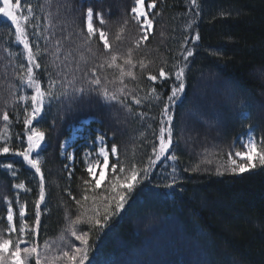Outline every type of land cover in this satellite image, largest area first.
I'll use <instances>...</instances> for the list:
<instances>
[{
	"label": "trees",
	"instance_id": "16d2710c",
	"mask_svg": "<svg viewBox=\"0 0 264 264\" xmlns=\"http://www.w3.org/2000/svg\"><path fill=\"white\" fill-rule=\"evenodd\" d=\"M77 1L63 0L64 5L54 8L55 15L66 13L56 23L54 36L45 35L48 13L38 6L35 11L39 34L36 41L34 33L30 46L40 66L33 68V76L42 91L51 88L57 96L68 92L46 100L32 124L45 133L43 146L32 157L40 159L44 178L39 224L35 202L40 198L41 174L16 155L28 146L24 119L26 110L31 112L34 90L21 77L25 79L30 65L13 28L0 19V132L5 128L3 115L9 116L8 140H0V147L7 143L10 148L9 153L0 152V163L15 167L13 180L0 171V187L7 178L24 185L21 197L27 205L30 230L20 247L36 246L41 264H68L62 253L81 247L70 234L72 226L78 233H88L90 251L85 264H111L117 255L114 246L123 242H128L130 252L118 264H145V259L148 264H264V166L258 162L243 173L225 170L233 166L228 155L246 129L252 130L258 150L264 148V0H197V6L192 0H146L156 5L153 29L146 40H139L142 35L134 22H114L116 29L108 28L109 61L115 54V64L125 71L130 68L135 79L121 76L118 67H109L100 55V43L87 39L85 24L75 11ZM119 2L123 10L127 0ZM184 49L192 51L186 61ZM127 59L132 65L125 64ZM185 64V90L170 106L172 145L167 156L148 167L149 159L155 158L153 147H158L164 103L178 86L173 66ZM161 68L169 73L167 77H160ZM150 75L157 80H150ZM94 79L118 99L105 100L94 90L98 88L91 83ZM73 88L87 91L74 93ZM153 88L159 100L150 95ZM136 99L141 102L136 104ZM89 116L93 117L89 128L98 127L105 134L109 151L117 147L99 188L86 170L82 149L74 152L71 164L60 153L70 127ZM191 123L194 126L189 130ZM180 129L185 146L193 134L212 135L191 154L180 144ZM171 155L176 159L168 160ZM111 164L117 165L116 175L121 178L135 165L140 183L128 194L124 209L110 216L101 230L88 219L102 220L106 209L115 211ZM121 165L124 174L119 173ZM144 168H148L146 175ZM218 169L223 175L217 174ZM173 181V187H166ZM120 191L127 193V189ZM143 208L158 214L133 221ZM4 212L0 200L1 235ZM77 217L81 222L72 225ZM165 238L173 239L171 245L161 244ZM35 261L33 255L29 264Z\"/></svg>",
	"mask_w": 264,
	"mask_h": 264
},
{
	"label": "snow or ice",
	"instance_id": "6c2138e0",
	"mask_svg": "<svg viewBox=\"0 0 264 264\" xmlns=\"http://www.w3.org/2000/svg\"><path fill=\"white\" fill-rule=\"evenodd\" d=\"M20 5V0H16L15 4H12L10 0H3V6L0 7V13H3L4 16L8 17L12 23L16 26L15 31L17 35V40L19 43L23 44L24 50L27 52V58L30 62L34 63V56L32 53L31 48L29 47L28 37L25 32L24 27L19 23V20L16 15H14V9H18ZM192 5L197 6V0H192ZM155 3H149L147 5L148 9H154ZM131 12L135 14L134 19L137 21L140 20L141 17H143V21L141 24V30L146 29L150 32L153 29V19L149 18L148 14L145 12L144 9V0H135V6L131 8ZM158 15V13H157ZM97 17H100L99 13H96ZM87 18H88V24H87V33H88V40H91L92 34L94 31L99 32V38L101 41H103V46L105 49L109 48V43L107 40L106 33L100 29H95L93 26V9L89 7L87 9ZM24 20H28V16L23 17ZM100 23L103 24L104 21L102 17L100 18ZM148 37L147 35L143 36L142 39L146 40ZM194 39H199V37H194ZM185 40H187V37H185ZM185 56L184 60L186 61L188 57L192 56V51L188 49H184ZM117 60V56L115 54L111 55L110 61H108L109 67H118L121 71V76L127 75L129 77H132L135 79V74L131 71L129 68L127 71L124 70L122 65L115 64V61ZM125 64L132 65L131 59L125 60ZM39 64H36V67H39ZM141 68H144L145 65L141 63ZM175 68L174 76L176 81L178 82V86L173 87L171 90V94L167 97V102L164 103L163 110L161 112V115L164 117L160 121V127H159V135L157 136V139L159 140L158 147H153V153L156 156V159H160V157L164 156L165 153L168 152L170 146L172 145L173 140V116L170 114V106L179 99V94L184 92L185 90V83H184V76H185V67L187 65L185 64L183 67L179 66H173ZM160 77H167L169 75L168 72L165 71L164 68H161L159 70ZM149 79L152 81H156L157 77L155 75H150ZM21 80L24 81V77H21ZM27 84L30 88L34 89V93L31 95V112L29 113L26 110V115L24 119V126H25V135L27 136V142L28 146L21 152H17L16 155L22 156L24 161L27 162L28 165L31 166V168L35 169V172L37 174H41V161L39 158H32L33 153L36 149H39L41 147V142L45 139V133L44 131H41L39 128L32 126L33 121L36 119V117L40 116L42 108L44 106V103L46 100H48L50 97H54L55 99H59L60 96H67L68 92L65 90L57 96L55 93L52 92L51 88H49L47 91H42L39 83L35 80L33 76V69L31 66L27 68ZM51 83H55V81H52ZM94 85H97L98 88L94 89L99 92L100 95L104 97L105 100H117L118 97L114 92H109L106 87L101 86V81L99 79H94L91 82ZM121 83H123V80H121ZM74 93H79L81 91H87V89H79V88H73L72 90ZM118 91L123 92V89H118ZM150 95L156 99L159 100L160 97L156 93V89L153 88L150 90ZM21 100L27 99V97H20ZM141 101L139 99L135 100L136 104H139ZM121 104L124 105V107L131 111L130 108H128V105L124 101H120ZM9 120V116L7 113L3 115V121L5 122V128L3 132H0V140L7 141V122ZM97 141L100 145L104 144V137L98 136ZM242 146L247 149V151H237L236 156L246 159L248 161L247 165L244 163L237 164L235 160L231 159V156H229V160L231 162L232 167L225 169L227 171H231L233 173H243L245 171H248L249 169L255 168L256 164L253 163L254 158H258L259 164L261 166H264V148H261L259 151L257 150V145L253 138L249 136L247 142H242ZM64 148V145L61 146ZM10 148L5 143V146L0 147V152L2 153H9ZM111 154L116 155L117 154V147L113 145L111 147ZM98 157L103 158L102 165L99 163V161L96 162L95 167L92 166L91 163H88V157L90 156V153L87 151L84 153L85 161L88 163L87 171L90 177L94 179L95 181V187L99 188L102 184V182L106 178V169L109 167V152L105 147H100L96 153ZM38 156V154H37ZM72 155H68V159H72ZM168 159L175 160L176 156L171 155L167 157ZM156 163L155 160L149 159V166L151 167ZM7 169L11 170L12 165L8 164L5 165ZM114 182L111 184V190L113 192H116V196L113 198L115 200V211H108L106 209V214L103 216L102 220L99 218H89L88 223L93 224L98 229H103L107 226L110 216L119 214L121 210L124 209L125 205L128 202L129 196L128 194L134 192L137 185L140 183V173L136 170L135 165H132L131 171L124 175L123 178L121 176L116 175L117 171V165L111 164L110 165ZM97 170H99V176L97 177ZM145 175L148 172V168H144L142 170ZM126 172V169L121 165L119 167V173L124 174ZM15 173L13 172V175ZM217 174L223 175V172L219 169L217 170ZM85 184H90V181H85ZM175 184V181H173L172 184L166 185V187H173ZM40 199H38L36 203V223L39 224L40 222V204L41 201L44 199V178L41 174V180H40ZM15 187L23 188V184L15 185ZM127 189V193L120 191L117 192V189ZM87 199V197H85ZM19 216L21 219V222H23V219L25 217V207L24 205H19ZM7 219L9 222V225H12L13 222V207L11 204H9L7 209ZM80 217H77L75 221L72 222V225L80 223ZM15 230V229H11ZM25 226L23 223H21V226L19 228V231L21 234L24 233ZM70 234L75 237L76 240L80 242L81 247H73L71 251H64L62 253V256L64 259L68 261V264H85L86 261L89 260V251H90V245L88 241V233H78L74 227L70 226L69 228ZM14 247V250H10V248ZM35 255L36 261L35 264H41V255L38 251V248L36 246L33 247H20V242H16L13 245V242L10 239H3L0 241V264H9V261H11V264H29L30 258Z\"/></svg>",
	"mask_w": 264,
	"mask_h": 264
},
{
	"label": "rangeland",
	"instance_id": "374dc122",
	"mask_svg": "<svg viewBox=\"0 0 264 264\" xmlns=\"http://www.w3.org/2000/svg\"><path fill=\"white\" fill-rule=\"evenodd\" d=\"M114 3H116V4H114ZM121 4H122V2H119L118 3V0H106V2H104L103 3V5L106 7V10L108 11V10H112L111 12H114V15H113V19L111 20V23H114V22H121L122 21V19H124L125 17H123V13H122V8L123 7H121ZM147 5L148 4H145V2H144V9H145V12L149 15V13H150V11H151V9H148V7H147ZM3 6V3L1 2V6L0 7H2ZM134 6H135V3H134ZM100 14V17H97L96 15H94V13H93V21L96 19L98 22H100V18L102 17V14L101 13H99ZM134 14V13H133ZM0 15H3V13H0ZM4 16V15H3ZM134 16H135V14H134ZM6 17V16H5ZM142 21H143V17H141L140 18V20H139V22H140V25L142 24ZM87 24H88V18H87V11H86V15H85V32L87 33ZM94 26V25H93ZM112 26H114V25H111V27ZM95 28V27H94ZM101 30V29H100ZM143 31V33H148L149 31L146 29V27L144 28V30H142ZM92 35H97L98 36V39H99V41L101 42V44L103 45V41H101L100 40V38H99V32L98 31H94V33L92 34ZM104 47V46H103ZM105 49V48H104ZM193 126H194V124H189L188 125V129L190 130V129H192L193 128ZM180 133H181V139H180V144L182 145V146H184L185 147V149L186 150H188V152L189 153H196L197 152V149H196V147L198 146V144H200V143H202V142H208L209 141V139L211 138V135H212V132H210V133H208V134H205L204 135V137L203 138H200L199 137V135H192L191 136V138L189 139V146H185L184 145V142H183V137H182V129H180ZM213 135H218V134H216L215 132H214V134ZM200 136H202V135H200ZM248 138H249V135L248 134H245V135H242V136H240L239 138H238V140H237V142L241 145V148L239 149V150H236V151H234L233 153H231V159H233V160H235L236 161V163L237 164H239V163H244L245 165H247V163H248V161L246 160V159H242V158H240V157H238V156H236V152L237 151H247V149L246 148H244L243 146H242V142H247V140H248ZM70 140H71V138H69L68 140H66V142H65V144H64V148H63V152L65 153V151L68 149V147L70 146ZM196 141V142H195ZM96 143H97V145H96V147H95V149H94V151H93V149H88L89 150V152H90V158H89V160H88V163H91L92 164V166L93 167H95V165H96V162L97 161H99V163L102 165V163H103V158L102 157H98L97 155H96V153H97V151H98V149L100 148V147H104V144L103 145H100L99 144V142L97 141V138H96ZM254 160H255V158H254ZM253 160V161H254ZM88 163H87V167H88ZM97 177L99 176V170H97ZM149 207V206H148ZM134 210H136V208L134 209ZM133 210V211H134ZM151 213H153V214H158L157 212H156V210H154V209H152L151 211H149L148 209H146V208H143L142 209V213L141 214H138L137 216H135L134 218H133V221H135V220H141L142 218H144L145 216H150V214ZM114 239H115V241H116V237H113ZM172 238L171 239H164L162 242H161V244H163L164 246H169V245H171V242H172ZM118 245V244H117ZM114 248H115V250L117 251V255L116 256H114V258H112V260H110L111 261V264H118V263H120V259H122V257L124 256V254L125 253H127V252H130L129 251V249H130V246H129V244H128V242H123V244H119V246H114ZM131 253L133 254V251H131ZM110 256L112 255V254H109ZM170 261V260H169ZM145 264H148V260H146L145 259Z\"/></svg>",
	"mask_w": 264,
	"mask_h": 264
}]
</instances>
